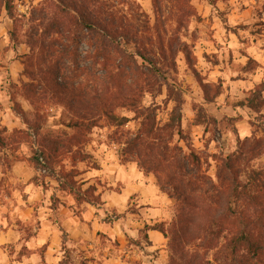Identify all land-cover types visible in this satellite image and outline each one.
<instances>
[{
  "label": "rangeland",
  "instance_id": "374dc122",
  "mask_svg": "<svg viewBox=\"0 0 264 264\" xmlns=\"http://www.w3.org/2000/svg\"><path fill=\"white\" fill-rule=\"evenodd\" d=\"M125 1L99 3L135 23L134 41L161 72L148 71V62L141 69L165 84L160 95L146 94L141 107L154 104L164 125L180 100L187 139L174 142L215 177L218 157L234 153L240 140L262 137L264 111L245 104L254 89L264 93V0ZM14 4L13 19L0 13V264H179L172 249L183 215L179 201L161 188L159 174L124 153L143 118L116 109L130 119L122 127L107 118L82 131L69 127L76 87L89 91L106 72L93 66L87 37L78 46L72 36L51 35L46 41L57 46L40 47L45 32L38 19L58 14V1ZM56 61L64 62L59 89ZM40 68L43 79L27 74ZM27 83L35 97L25 92ZM250 165L264 170V153Z\"/></svg>",
  "mask_w": 264,
  "mask_h": 264
},
{
  "label": "trees",
  "instance_id": "16d2710c",
  "mask_svg": "<svg viewBox=\"0 0 264 264\" xmlns=\"http://www.w3.org/2000/svg\"><path fill=\"white\" fill-rule=\"evenodd\" d=\"M56 1L61 5L59 13L49 19L44 14L38 19L39 28L45 32L40 47L52 49L57 46L46 41L51 35L72 36L78 46L87 37L93 49V66L106 72L101 80L97 77L92 80L89 91L82 83H79L80 88L76 87L71 101L74 119L69 127L82 131V127L89 123L95 125L101 118L122 127L130 119L115 115V110L134 109L136 118H143L142 129L135 137H127L124 153L134 155L144 170L159 174L161 188L169 190V194L179 201L183 215L172 243L173 251L179 255V264H264V170L250 165L264 153V128L262 137L240 140L234 153L218 157L216 175L212 177L207 168L203 169L198 155L192 152L182 156L183 148L174 142L176 136L179 142L187 139L181 129L180 100L175 99L177 104L164 125L157 121L154 104L141 107L146 94L160 95L165 84L151 76L161 69L145 57L139 43L134 41L135 23L119 15L114 5L99 3L101 0H81V5L76 0ZM3 10L13 19L14 0H0V13ZM32 34L35 36L38 32L32 29ZM31 40L28 43L33 50L36 43ZM131 44H135L133 50L129 48ZM64 50L65 47L60 52L62 55ZM136 57L143 60L141 65ZM37 59L45 58L42 55ZM72 60L76 61V55ZM115 61L120 62L115 66ZM56 62L52 76L59 89L63 86L57 84V79L62 76L64 62ZM147 62L148 71H152L148 77L141 69ZM114 66L118 70L115 75L110 72ZM27 74L42 78L47 72L40 68L36 73ZM25 85H28L27 95L35 97L38 94L33 83ZM245 105L261 114L264 111L263 90L254 89ZM44 152L53 156L48 149ZM150 229L167 234L163 228ZM196 241L199 242L195 245L197 249L190 252L188 248Z\"/></svg>",
  "mask_w": 264,
  "mask_h": 264
},
{
  "label": "crops",
  "instance_id": "0c3cea01",
  "mask_svg": "<svg viewBox=\"0 0 264 264\" xmlns=\"http://www.w3.org/2000/svg\"><path fill=\"white\" fill-rule=\"evenodd\" d=\"M153 236H158L156 232L150 233V237L153 238Z\"/></svg>",
  "mask_w": 264,
  "mask_h": 264
}]
</instances>
